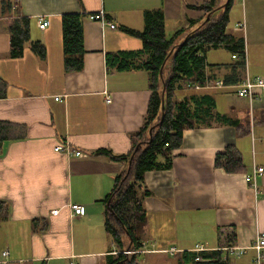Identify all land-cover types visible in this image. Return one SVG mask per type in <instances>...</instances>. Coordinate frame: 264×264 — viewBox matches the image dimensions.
Segmentation results:
<instances>
[{
    "label": "crops",
    "instance_id": "obj_1",
    "mask_svg": "<svg viewBox=\"0 0 264 264\" xmlns=\"http://www.w3.org/2000/svg\"><path fill=\"white\" fill-rule=\"evenodd\" d=\"M206 1L0 0V77L8 84L0 122L14 125V138L0 153V264H108L128 251L129 237L118 245L104 225L105 199L128 162L97 153L130 151L151 94L149 71L141 66L147 58L139 53L142 42L122 27L142 30L144 12L159 7L167 36L178 29L186 34L203 22L204 11L194 6ZM227 1L216 0V7ZM7 2H17L30 18V39L46 47L43 60L28 45L22 56H8L14 12ZM77 11L84 15L83 66L66 72L60 15ZM99 11L104 24L88 18ZM41 18L49 21L45 28L37 26ZM227 18L225 31L243 38L246 60L230 51L211 59L212 50H228L209 48L207 82L180 80L175 87V101L189 99L192 108L210 112L201 118L204 123L183 131L169 168L144 174L145 221L135 234L141 246L132 250L140 264H179L195 252L214 255L200 258L206 264H253V249L237 257L218 248L247 246L264 233V170L256 188L248 180L253 165L264 168V89L255 87L251 100L236 94L245 77L264 79V0H232ZM119 50L137 53L128 57L126 69L106 63V55ZM170 66L168 59L163 76ZM63 143L82 156L56 149ZM227 145L241 153L240 171L215 166L216 154ZM72 204L81 205L83 214H75ZM196 244L207 250L197 252Z\"/></svg>",
    "mask_w": 264,
    "mask_h": 264
},
{
    "label": "trees",
    "instance_id": "obj_2",
    "mask_svg": "<svg viewBox=\"0 0 264 264\" xmlns=\"http://www.w3.org/2000/svg\"><path fill=\"white\" fill-rule=\"evenodd\" d=\"M231 3L232 0H228L221 9L216 7V0L195 5V8L204 11V20L197 28L186 34L184 29H178L171 36H167L164 13L159 7L144 12L145 22L142 30L122 27L142 42L139 53L146 55L147 58L141 66L149 71L151 94L143 123L140 129L131 135L133 144L130 151L124 156L113 154L107 149H99L97 153L118 161L128 162L131 158L130 164L127 163L129 168L127 167L124 172L117 175L114 187L105 199L104 215L105 229L118 245H122L123 236L129 237L131 244L128 250H135L141 246L135 234L145 221L141 199L148 194V191L140 190L144 174L150 170L169 168L173 150L182 144L183 131L203 122L201 120L203 115L210 112V109L204 113L196 110L195 107L192 108L189 99L175 101L173 96L175 87L180 80L200 85L207 82L204 72L206 66L204 54L209 48L225 47L230 52L239 53L241 57L243 55V38H236L225 31ZM5 6L9 11L12 9L14 12L8 27L10 40L8 56L12 58L22 56L28 45L37 57L43 60L47 53L46 47L42 42L30 39V18L19 12L17 2H7ZM83 19L84 15L78 11L60 15L63 64L66 72L79 71L83 66ZM171 48L173 51L168 57ZM135 54L137 53L119 50V52L107 54L106 63L120 70L126 69L131 63L128 57ZM168 59L171 66L168 73L163 76L164 65ZM160 70L162 77H160ZM7 88L8 84L0 77V98L6 96ZM232 123L236 125V121L230 124ZM13 127L14 125L9 121L0 122V153L4 143L14 138ZM136 146L137 149L133 152ZM214 164L227 172L240 171L243 167L242 155L234 145H227L222 152L216 154ZM188 254L184 255L179 264H206L203 262L204 259L196 260V252L195 255L191 253V258ZM208 256L214 255L198 254L199 258ZM220 262L217 260L216 264ZM108 264L140 263L135 253H119Z\"/></svg>",
    "mask_w": 264,
    "mask_h": 264
},
{
    "label": "built area",
    "instance_id": "obj_3",
    "mask_svg": "<svg viewBox=\"0 0 264 264\" xmlns=\"http://www.w3.org/2000/svg\"><path fill=\"white\" fill-rule=\"evenodd\" d=\"M88 18L92 19V20H98L100 21L102 24L105 23V19L103 16V12L99 11V12H95V13H89L88 14ZM49 21L47 19H38V25L40 28H45L46 26H48ZM108 26L110 28H114L115 25L113 23H108ZM243 27V24L241 25ZM233 57H235V54L232 55ZM246 54L243 51V55L241 58H243L244 60H246ZM215 86L216 85H221L222 81H215L214 82ZM255 87H259L261 89H264V79L260 78V77H256V78H249V77H245L239 84H238V89L236 91L237 96L239 97H243L246 96L248 97L250 100L253 99L254 97V93H253V89ZM106 101H110V99L108 97H106ZM65 144H61L59 146H56V149H66L69 150L66 146H64ZM70 153H74L77 156H82V153L79 150H72L70 151ZM264 168L262 166H258V165H253L252 166V171L250 172V174L248 175V180L250 182V185L254 188H256V181L257 178L262 174ZM70 208L74 211L75 214H83V209L81 207V205L79 204H72L70 205ZM52 214H56L58 212L57 209H54L51 211ZM253 249L254 251V255L252 258V263L253 264H263L264 262V233H259L255 240L253 241L252 244L247 245V246H238V245H233V244H227V245H222L221 247H219V250H224L226 251L229 255H234V256H240L244 253L247 252L248 249ZM197 252L199 251H204L207 250L202 244H196L194 246V248ZM138 251V250H135ZM134 251L132 250H125L123 251V253L125 254H131ZM4 256L7 254L6 252L3 253ZM200 259L199 257H196V260ZM206 259H211V258H205ZM73 264V263H70Z\"/></svg>",
    "mask_w": 264,
    "mask_h": 264
},
{
    "label": "rangeland",
    "instance_id": "obj_4",
    "mask_svg": "<svg viewBox=\"0 0 264 264\" xmlns=\"http://www.w3.org/2000/svg\"><path fill=\"white\" fill-rule=\"evenodd\" d=\"M227 52H226V50L219 48V49L212 50L209 55H210V58L212 59L213 56L218 54L219 57L222 59L224 57L226 58L229 56V54H230L229 50ZM166 69H167V66H166L165 70ZM165 70H164V72H165Z\"/></svg>",
    "mask_w": 264,
    "mask_h": 264
},
{
    "label": "water",
    "instance_id": "obj_5",
    "mask_svg": "<svg viewBox=\"0 0 264 264\" xmlns=\"http://www.w3.org/2000/svg\"><path fill=\"white\" fill-rule=\"evenodd\" d=\"M171 52V51H170ZM162 72H161V70H160V77H162ZM163 87H164V85H163ZM163 99H164V88L162 89V93H161V102L163 101ZM162 107H163V102H162ZM137 149V146L135 147V149H134V151L133 152H135V150ZM132 155H133V153H132ZM131 155V156H132ZM130 160H131V158L129 159V161H128V164H130ZM128 168H129V166H128Z\"/></svg>",
    "mask_w": 264,
    "mask_h": 264
}]
</instances>
